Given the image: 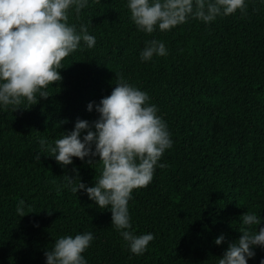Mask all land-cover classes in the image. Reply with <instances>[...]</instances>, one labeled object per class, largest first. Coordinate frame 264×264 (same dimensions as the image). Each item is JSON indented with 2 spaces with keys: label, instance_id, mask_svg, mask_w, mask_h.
<instances>
[{
  "label": "trees",
  "instance_id": "obj_1",
  "mask_svg": "<svg viewBox=\"0 0 264 264\" xmlns=\"http://www.w3.org/2000/svg\"><path fill=\"white\" fill-rule=\"evenodd\" d=\"M245 2L246 14L190 18L151 34L130 19L129 0H88L78 16L69 9L67 23L78 32L86 26L94 47L81 41L62 61V80L48 86L47 99L37 94L30 108L0 107V264H47L56 239L84 232L94 235L82 253L87 264H218L246 227L243 213L261 216L253 230L264 227V0ZM152 39L168 55L142 61ZM116 74L148 94L173 142L151 183L128 202L130 230L155 236L141 255L112 225L111 210L72 192L65 179L92 187L100 162L73 157L61 166L50 150L40 153L41 139L54 146L77 119H98L96 105L111 94ZM21 199L29 212L22 217ZM253 250L247 264H261L264 246Z\"/></svg>",
  "mask_w": 264,
  "mask_h": 264
},
{
  "label": "clouds",
  "instance_id": "obj_2",
  "mask_svg": "<svg viewBox=\"0 0 264 264\" xmlns=\"http://www.w3.org/2000/svg\"><path fill=\"white\" fill-rule=\"evenodd\" d=\"M88 6V0H0V107L13 111L30 108L39 98L47 99L49 85L62 80L59 69L62 61L77 50L81 41L88 48L96 40L88 34L87 27L69 25V9L75 8L77 16ZM130 19L136 27L148 34L170 31L187 23L190 18L211 23L218 16L233 15L237 11L246 14L245 0H129ZM163 42L152 39L146 42L140 53L142 61L154 56H166ZM118 82L110 95L96 105L98 119H77L73 130L55 140L54 146L45 148L40 140L41 151L50 150L57 163L67 166L73 157L92 165L99 161L101 174L94 186L80 181L73 184V177L65 179L71 191L83 190L90 200L102 210H111V222L128 243L133 254H143L155 239L152 233L135 235L130 229L128 202L134 189L147 187L155 168L172 140L166 122L158 115V107L150 104L145 91L128 83L116 74ZM37 94L39 98L37 97ZM25 104L24 107H20ZM93 108V102L88 104ZM86 133L81 138V134ZM99 157L98 160L93 158ZM40 160L39 153L34 157ZM159 164V167H165ZM77 175H78V170ZM24 200L17 204L20 217L26 215ZM49 214H51L49 212ZM261 216L254 212L242 214V235L230 242L218 264H247L255 256L253 246H264V227L252 229L261 223ZM94 240L92 232L62 236L45 251L47 264H87L82 255ZM222 234L215 239L220 245ZM264 264V260L261 261Z\"/></svg>",
  "mask_w": 264,
  "mask_h": 264
},
{
  "label": "rangeland",
  "instance_id": "obj_3",
  "mask_svg": "<svg viewBox=\"0 0 264 264\" xmlns=\"http://www.w3.org/2000/svg\"><path fill=\"white\" fill-rule=\"evenodd\" d=\"M215 128H216L217 130H219V129H220V126H219L218 124H216V125H215Z\"/></svg>",
  "mask_w": 264,
  "mask_h": 264
}]
</instances>
